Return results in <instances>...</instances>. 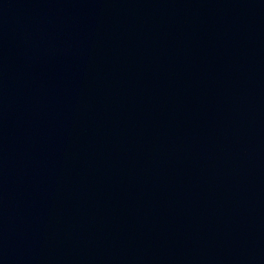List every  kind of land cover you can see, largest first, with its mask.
I'll use <instances>...</instances> for the list:
<instances>
[{"label":"water","instance_id":"water-1","mask_svg":"<svg viewBox=\"0 0 264 264\" xmlns=\"http://www.w3.org/2000/svg\"><path fill=\"white\" fill-rule=\"evenodd\" d=\"M0 264H264V0H0Z\"/></svg>","mask_w":264,"mask_h":264}]
</instances>
